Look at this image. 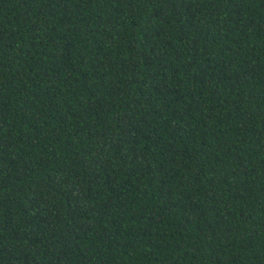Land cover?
I'll return each instance as SVG.
<instances>
[{
  "label": "trees",
  "instance_id": "16d2710c",
  "mask_svg": "<svg viewBox=\"0 0 264 264\" xmlns=\"http://www.w3.org/2000/svg\"><path fill=\"white\" fill-rule=\"evenodd\" d=\"M0 264H264V0H0Z\"/></svg>",
  "mask_w": 264,
  "mask_h": 264
}]
</instances>
